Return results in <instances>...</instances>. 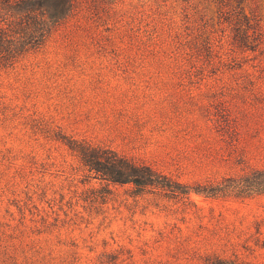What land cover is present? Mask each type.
I'll use <instances>...</instances> for the list:
<instances>
[{
	"label": "rangeland",
	"instance_id": "rangeland-1",
	"mask_svg": "<svg viewBox=\"0 0 264 264\" xmlns=\"http://www.w3.org/2000/svg\"><path fill=\"white\" fill-rule=\"evenodd\" d=\"M58 134L191 186L264 167V0H76L0 70V264H264V195L86 180Z\"/></svg>",
	"mask_w": 264,
	"mask_h": 264
},
{
	"label": "trees",
	"instance_id": "trees-1",
	"mask_svg": "<svg viewBox=\"0 0 264 264\" xmlns=\"http://www.w3.org/2000/svg\"><path fill=\"white\" fill-rule=\"evenodd\" d=\"M75 9L76 0H0V70L14 68L28 55L40 51ZM238 18L233 29L234 41L254 49L255 46H249L245 28L250 26V20L240 14ZM57 137L78 157L86 180L95 179L108 186L130 185L138 195L161 194L178 200H190L192 193L212 199L242 200L264 195V167L249 166L240 174L191 186L111 147L61 134ZM210 264L227 263L217 260Z\"/></svg>",
	"mask_w": 264,
	"mask_h": 264
}]
</instances>
